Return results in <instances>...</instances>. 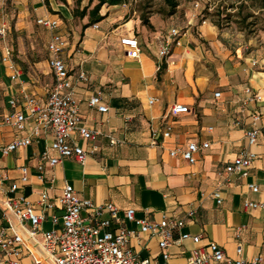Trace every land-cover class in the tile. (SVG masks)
Here are the masks:
<instances>
[{"label":"crops","instance_id":"crops-1","mask_svg":"<svg viewBox=\"0 0 264 264\" xmlns=\"http://www.w3.org/2000/svg\"><path fill=\"white\" fill-rule=\"evenodd\" d=\"M8 1L3 7L0 0V25H7L5 36L0 37V147L15 135L3 118L13 111L28 115L24 95L39 104L48 98L54 77L47 63V42L54 32L65 39L62 59L83 123L99 134L88 141L75 132L73 140L87 152L85 161L65 159L54 168L46 167L44 180L38 177L36 166L40 153L50 147L49 131L42 130L30 145L6 156L0 153V214L7 196H23L35 203L45 190L56 205L54 213L60 215L58 198L69 183L80 197L96 205L113 203L120 217L124 210L134 209L138 218L147 211L153 220L163 215L184 219L180 233L200 235L201 240L197 244L191 240L171 243L168 264H185L196 247H219L227 257L236 259L238 243L243 259L250 261L260 255L264 263V70L254 67L248 45L233 43L203 21L185 29L177 27L180 44L172 43L169 53L159 56L173 28L169 18H150V26L144 25L127 15L125 3L104 6V19L94 23L95 28L87 16L74 17L75 0ZM86 5L87 0H82L80 9ZM41 17L57 20L58 28L52 32L38 25L36 20ZM126 37L138 40V58L130 57L121 44ZM5 48L20 69L17 80L11 79L8 64L2 62ZM80 71L86 74V81L78 80ZM98 92L100 104L108 108L105 113L88 106ZM255 94L261 96L260 101L252 98ZM12 99L17 101L15 108L10 106ZM150 99L155 101L150 104ZM174 104L187 106L189 112L172 114ZM255 113L261 115L257 143L250 146L255 159L245 175H227L225 167L247 147L244 133ZM25 124L22 135L34 127V118L27 117ZM167 128L170 132L165 137ZM110 139L118 143L111 144ZM192 141L209 143L195 154L194 164L170 156V151ZM21 167L26 168L27 181L21 180ZM11 183L17 185L14 193L8 192ZM219 185L221 204L211 195ZM247 202L259 206H245ZM188 211H194L190 218ZM52 212L47 211L46 216ZM35 213H41V208L36 207ZM103 218H109L108 212ZM124 226L138 230L133 222L126 221ZM41 227L48 230L52 225L46 219ZM115 228V223L109 227ZM178 236L176 232L175 239ZM129 244L139 257L163 262L156 238L138 233Z\"/></svg>","mask_w":264,"mask_h":264},{"label":"built area","instance_id":"built-area-1","mask_svg":"<svg viewBox=\"0 0 264 264\" xmlns=\"http://www.w3.org/2000/svg\"><path fill=\"white\" fill-rule=\"evenodd\" d=\"M198 6V5H196ZM36 23L52 32L58 28L55 19L41 17ZM93 27L97 28V24ZM7 25L1 23L0 37L6 34ZM181 30L173 27L169 29L159 56L169 53L172 43L180 44ZM121 44L127 47L128 55L138 58L140 55V45L135 37L121 39ZM65 48V39L60 34L54 32L47 42L48 59L47 63L54 77V84L49 92L44 104H39L32 96L24 95V110L13 111L3 118L6 125L15 130L13 140L5 146L0 147V153L4 156L20 147H26L41 131H49L52 136L49 148H46L39 155V162L36 166L38 177L44 180L46 167L54 168L65 159H73L78 163H83L87 152L77 144L72 135L78 132L80 139L93 141L99 134L97 131L88 129L81 118L80 110L74 96L73 82L69 77L67 67L62 59ZM2 62L8 64L11 71V79L17 80L21 74L20 69L11 59L9 50L5 48V54L1 56ZM78 80L86 81L87 77L83 71L77 76ZM246 92H250L249 89ZM219 93H215L218 97ZM256 101L261 100L258 94L252 97ZM155 99H150L153 103ZM101 94L98 92L88 101V106L96 108L99 112L105 113L108 108L102 104ZM17 101L12 99L10 106L15 108ZM176 115L188 113L189 108L185 105L174 104L170 109ZM33 117L35 125L26 135L22 133L26 130V118ZM261 119L259 113L252 115L251 127L244 133L247 147L229 163L224 172L230 174H246V170L252 165L255 153L250 150V146L257 143L260 128L257 122ZM170 129L164 132V136H169ZM111 144L118 143L115 139H110ZM209 147L208 142L198 144L189 142L185 147H179L170 151V156H180L189 164L196 162L195 154ZM93 152V149L92 151ZM54 153V154H52ZM22 181H27V171L25 167L20 168ZM52 181V177L49 182ZM220 185L212 192V198L217 204H221L222 197ZM252 191H257L255 185L250 186ZM17 185L11 183L8 192L14 193ZM61 214L54 213L55 203L48 197L45 190L39 193V198L35 203L28 201L25 197L7 196L2 202L3 209L0 214V264H168L170 254L168 247L171 243L184 240H191L197 244L201 240L200 235L180 233L185 225L184 219L167 217L163 215L160 220H153L147 216L138 218L134 209L123 211L119 216V209L113 203L102 205L94 204L90 199L82 198L69 184L65 183L62 194L58 198ZM245 206L258 207L259 204L247 202ZM36 207L41 208V213H35ZM47 211H53L46 216ZM108 212L109 218L104 219L103 214ZM194 211H188L187 217H192ZM48 219L52 225L51 229H42V223ZM133 222L138 230H130L124 226V222ZM116 224L114 230L109 227ZM179 236L175 239V233ZM138 233L156 238L163 259L162 263H155L149 257H139L130 247V239L137 237ZM239 237V233L236 235ZM236 259L227 257L219 247L206 250L204 247H196L191 250L185 264H264L262 257L256 256L250 261L242 258V245L236 246Z\"/></svg>","mask_w":264,"mask_h":264},{"label":"rangeland","instance_id":"rangeland-1","mask_svg":"<svg viewBox=\"0 0 264 264\" xmlns=\"http://www.w3.org/2000/svg\"><path fill=\"white\" fill-rule=\"evenodd\" d=\"M2 1L3 7L9 5L8 0ZM167 1L128 0L125 9L140 21L142 17L169 18L171 27L181 29L210 22L233 43H246L256 61L254 67L264 70V0H170L176 4L174 9Z\"/></svg>","mask_w":264,"mask_h":264},{"label":"trees","instance_id":"trees-1","mask_svg":"<svg viewBox=\"0 0 264 264\" xmlns=\"http://www.w3.org/2000/svg\"><path fill=\"white\" fill-rule=\"evenodd\" d=\"M81 1L82 0H75L76 7L73 9L74 17L83 18L87 16L89 24H94L104 19L105 15L101 14V10L104 6H119L125 4L128 0H87V5L80 9ZM167 2L168 5L173 9L176 7V4L174 2L170 0H168ZM141 22L144 25L150 26L149 20L146 17H142Z\"/></svg>","mask_w":264,"mask_h":264}]
</instances>
